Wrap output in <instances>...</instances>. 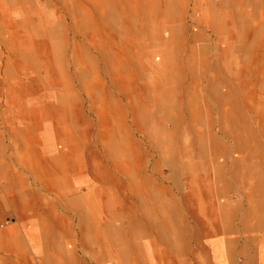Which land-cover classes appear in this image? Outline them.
Masks as SVG:
<instances>
[{
	"label": "rangeland",
	"instance_id": "rangeland-1",
	"mask_svg": "<svg viewBox=\"0 0 264 264\" xmlns=\"http://www.w3.org/2000/svg\"><path fill=\"white\" fill-rule=\"evenodd\" d=\"M106 1L0 0V264H264L258 7Z\"/></svg>",
	"mask_w": 264,
	"mask_h": 264
},
{
	"label": "crops",
	"instance_id": "crops-1",
	"mask_svg": "<svg viewBox=\"0 0 264 264\" xmlns=\"http://www.w3.org/2000/svg\"><path fill=\"white\" fill-rule=\"evenodd\" d=\"M100 1H103L105 4H104V7H106V9L107 10H109L110 8H112V3L111 4H108V2L106 1V0H100ZM171 1H174V0H154L153 2L154 3H161V2H171ZM243 2H244V4L246 3V2H248V5L250 4L253 8H256V7H258V13H251L250 15H249V17L251 16V17H259V18H262V19H264V0H243ZM136 6H139V5H136ZM141 7H138V9H140ZM110 15H112L111 13H110ZM114 16H117V15H114ZM129 16V12H127L126 14H125V17H128ZM65 41V40H64ZM68 47V46H67ZM46 57H49V59H50V56H46ZM48 59V58H47ZM76 58L74 57L72 60H74L75 62L77 61V59L75 60ZM67 63H69V64H67ZM65 66L68 68L69 66H71V60H69V59H67V61H65ZM65 76H70L69 74L68 75H66V73H65ZM67 79V78H66ZM65 78H64V80H66ZM73 80V79H72ZM65 98H66V96L64 95V94H62V97H60V101H61V103H62V111H65V108H66V102L67 101H65ZM68 106V105H67ZM32 113H34V114H39L38 113V111H36V110H33L32 111ZM62 123H64V121H62ZM35 125H37V122H35L34 123ZM36 127V126H35ZM57 129V128H56ZM27 140V139H26ZM39 141H41V140H39ZM24 142V141H23ZM71 156H74V154H72ZM48 160H50V159H48V156H47V158L45 159V161H46V163L48 162ZM68 162H69V165L71 166L70 168H69V170H71L72 172H75L76 171V169H77V167H75V163H74V159H71V157H69V159H66ZM67 162V163H68ZM47 167V166H46ZM137 185L135 186V188H134V190H136V193L137 194H139V196H138V203H142L143 201H141L140 199H139V197L141 196V194L143 193V191H144V185L143 184H140V183H136ZM88 207V206H87ZM87 209H90V208H87Z\"/></svg>",
	"mask_w": 264,
	"mask_h": 264
},
{
	"label": "bare ground",
	"instance_id": "bare-ground-1",
	"mask_svg": "<svg viewBox=\"0 0 264 264\" xmlns=\"http://www.w3.org/2000/svg\"><path fill=\"white\" fill-rule=\"evenodd\" d=\"M244 25H245V24H244ZM242 27H243V26H242ZM242 27H241V28H242ZM52 145H53V144H52ZM47 146H48V145H47ZM54 148H55V147H54ZM131 205H132V204H131ZM158 216H159V215H158ZM142 232H143V231H142Z\"/></svg>",
	"mask_w": 264,
	"mask_h": 264
}]
</instances>
